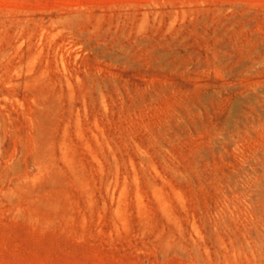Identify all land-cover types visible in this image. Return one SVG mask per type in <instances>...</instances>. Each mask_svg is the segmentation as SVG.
I'll return each mask as SVG.
<instances>
[{
  "label": "rangeland",
  "instance_id": "374dc122",
  "mask_svg": "<svg viewBox=\"0 0 264 264\" xmlns=\"http://www.w3.org/2000/svg\"><path fill=\"white\" fill-rule=\"evenodd\" d=\"M0 264H264V0H0Z\"/></svg>",
  "mask_w": 264,
  "mask_h": 264
}]
</instances>
